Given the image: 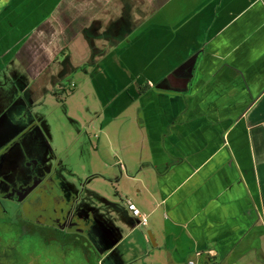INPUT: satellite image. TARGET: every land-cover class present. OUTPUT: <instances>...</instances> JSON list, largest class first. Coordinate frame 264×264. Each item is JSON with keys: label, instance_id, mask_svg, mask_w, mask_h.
Returning <instances> with one entry per match:
<instances>
[{"label": "crops", "instance_id": "crops-1", "mask_svg": "<svg viewBox=\"0 0 264 264\" xmlns=\"http://www.w3.org/2000/svg\"><path fill=\"white\" fill-rule=\"evenodd\" d=\"M64 1H3L0 72L25 63L38 79L76 48L89 64L99 133L131 149L109 175L147 216L107 264H264V0H89L50 40Z\"/></svg>", "mask_w": 264, "mask_h": 264}, {"label": "rangeland", "instance_id": "rangeland-1", "mask_svg": "<svg viewBox=\"0 0 264 264\" xmlns=\"http://www.w3.org/2000/svg\"><path fill=\"white\" fill-rule=\"evenodd\" d=\"M3 1L1 0V7L7 4ZM65 1L43 25L52 30L47 33L50 40L53 33L57 34L64 30L69 33L76 23L77 14H81L82 7L89 3V0ZM61 11H65L63 18L59 15ZM37 38L40 37L36 36L32 40L35 41ZM3 42L2 38L0 46L4 45ZM75 46L76 44L74 48ZM58 54L61 66L47 69L38 79H30L23 68L25 63L20 67V64L14 62L15 64L4 65L2 68L0 116L3 118V126L0 130V142L14 135L13 127L5 124L13 120L16 125L21 126L18 121L15 122L16 115L24 116L27 113L30 121L26 129L27 146L42 159L41 165L50 177L60 182V188L65 192L71 189L77 196V214L88 223L90 239L78 241L77 245L58 243L46 245L34 239L27 246L23 245V251H27L26 248L31 250L33 255L30 259L33 264H94L95 257L101 258L100 264H107V257L102 255L113 246V242L117 243L113 249V256L126 253L127 241L136 238L144 229L140 226L137 233L127 235V225L129 222L136 225L138 218L118 208L120 202L128 210L125 197L117 195V190L121 194L120 181L112 180V175H109L111 170L113 173L120 172L119 164H113L118 157L122 159L121 155L127 156L131 149L119 151L116 148L117 140L115 145L110 147L104 132L99 133L103 119L101 116L95 119V116L98 115L96 113L102 112V104L91 82L89 64H83L81 67L77 65L79 61L77 48L73 49L72 57L67 61L66 55L62 52ZM27 86L34 91L33 101L25 94ZM120 119L117 123L121 122ZM113 128L116 130V127ZM118 136L124 140V135ZM125 137L127 140L129 135ZM98 141L100 146L96 148ZM112 199L118 203L116 205L114 202L115 205L109 207L107 201L111 202ZM91 217L95 218L93 222ZM21 250L19 247L18 252ZM142 251L141 247L135 246L133 253L138 254ZM22 257L6 262L27 264V259Z\"/></svg>", "mask_w": 264, "mask_h": 264}, {"label": "flooded vegetation", "instance_id": "flooded-vegetation-1", "mask_svg": "<svg viewBox=\"0 0 264 264\" xmlns=\"http://www.w3.org/2000/svg\"><path fill=\"white\" fill-rule=\"evenodd\" d=\"M24 116L16 115L21 126L13 120L5 124L13 127L14 135L0 142V264L22 256L33 264L31 250L23 251V245L34 239L46 245H77L90 239L88 223L77 214V196L71 189H61L41 165L42 159L28 148L30 121L27 113ZM2 123L0 116V130Z\"/></svg>", "mask_w": 264, "mask_h": 264}, {"label": "built area", "instance_id": "built-area-1", "mask_svg": "<svg viewBox=\"0 0 264 264\" xmlns=\"http://www.w3.org/2000/svg\"><path fill=\"white\" fill-rule=\"evenodd\" d=\"M126 205L131 214L138 218L139 224L147 223V216L140 211V209L131 200H126ZM189 264H194L193 261H189Z\"/></svg>", "mask_w": 264, "mask_h": 264}]
</instances>
